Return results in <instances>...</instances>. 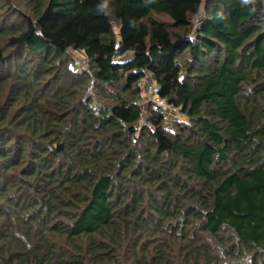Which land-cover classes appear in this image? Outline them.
I'll return each mask as SVG.
<instances>
[{"label":"trees","instance_id":"16d2710c","mask_svg":"<svg viewBox=\"0 0 264 264\" xmlns=\"http://www.w3.org/2000/svg\"><path fill=\"white\" fill-rule=\"evenodd\" d=\"M145 77L186 120L141 108ZM244 252L264 259V0H0V264Z\"/></svg>","mask_w":264,"mask_h":264},{"label":"rangeland","instance_id":"374dc122","mask_svg":"<svg viewBox=\"0 0 264 264\" xmlns=\"http://www.w3.org/2000/svg\"><path fill=\"white\" fill-rule=\"evenodd\" d=\"M202 8V7H201ZM195 20V19H194ZM68 55L70 56V57H72L75 61H77L78 62V59H80L81 57H80V55H78L76 52H74V51H71V50H69L68 51ZM78 66L80 67V64H78ZM141 101H140V106H141V108L143 109V110H147L148 108H149V106H155L154 105V101L152 100L153 98H150V95H152V94H150L149 95V93H151L150 91H146V90H144L143 89V85H142V83H141ZM170 120H169V122H167V124H170L171 123V121L173 120V119H178V120H186V118H185V116H183L180 112L178 113V114H176L175 116H173L172 118H169ZM142 123V122H141ZM226 252V251H225ZM228 253V252H227ZM227 253H225L226 255L224 256V259H226V260H228V258H230L229 256H228V254ZM252 252H250V253H243L242 254V256L244 257H242V256H240V257H238L237 258V260H235V262H239V263H244V264H250V261H249V259H248V257H249V255L251 254ZM229 262V261H228ZM227 264H235L234 262H229V263H227ZM251 264H252V262H251ZM255 264H264V259L262 258V257H258L257 259H256V263Z\"/></svg>","mask_w":264,"mask_h":264},{"label":"built area","instance_id":"2783aa9c","mask_svg":"<svg viewBox=\"0 0 264 264\" xmlns=\"http://www.w3.org/2000/svg\"><path fill=\"white\" fill-rule=\"evenodd\" d=\"M195 22H198V18H195ZM123 56L120 54H116L115 58L116 59H121ZM80 63L82 66L86 65V60L84 58H80ZM142 85H143V89L146 91H150L152 95H150V98H153L152 100L154 101V105L155 107L159 108L164 114H166V116L168 118H172L173 116H175L176 114H178L180 112V110L173 105L172 103L168 102L166 99L158 96L157 94L153 93V90L155 89L154 84L149 80L148 77H145L142 80Z\"/></svg>","mask_w":264,"mask_h":264}]
</instances>
